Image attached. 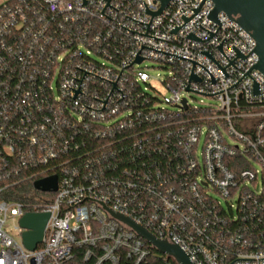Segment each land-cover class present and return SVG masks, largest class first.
<instances>
[{
	"label": "built area",
	"instance_id": "obj_1",
	"mask_svg": "<svg viewBox=\"0 0 264 264\" xmlns=\"http://www.w3.org/2000/svg\"><path fill=\"white\" fill-rule=\"evenodd\" d=\"M161 7L0 4V264H178L111 211L194 264H264L257 42L224 11L213 17V0ZM150 60L167 70L169 95ZM52 175L56 191L12 198ZM28 212L51 214L35 249L23 237Z\"/></svg>",
	"mask_w": 264,
	"mask_h": 264
},
{
	"label": "water",
	"instance_id": "obj_2",
	"mask_svg": "<svg viewBox=\"0 0 264 264\" xmlns=\"http://www.w3.org/2000/svg\"><path fill=\"white\" fill-rule=\"evenodd\" d=\"M215 9L212 16L224 11L231 18L235 19L246 31L256 40V52L259 55V62L256 67L264 73V0H213ZM170 0H162L160 12L169 4ZM142 61V59H138ZM34 186L42 191H56L58 189V178L56 175L36 180ZM112 214L129 224L140 235H142L160 253L173 257L178 264H194L186 252L177 244L166 239L157 238L152 232L132 218L123 214L113 212ZM50 212L26 213L22 219V226L28 228L24 232V242L30 249H35L37 244L42 242L46 224L50 218Z\"/></svg>",
	"mask_w": 264,
	"mask_h": 264
},
{
	"label": "trees",
	"instance_id": "obj_3",
	"mask_svg": "<svg viewBox=\"0 0 264 264\" xmlns=\"http://www.w3.org/2000/svg\"><path fill=\"white\" fill-rule=\"evenodd\" d=\"M10 190L14 193L13 199L24 202L32 200L35 195L39 194L33 180L23 181ZM148 264H165V258L161 255H153L149 258Z\"/></svg>",
	"mask_w": 264,
	"mask_h": 264
},
{
	"label": "rangeland",
	"instance_id": "obj_4",
	"mask_svg": "<svg viewBox=\"0 0 264 264\" xmlns=\"http://www.w3.org/2000/svg\"><path fill=\"white\" fill-rule=\"evenodd\" d=\"M6 0H0V4L5 2ZM143 66H149L150 68H147V71L149 72V74L152 76V81L153 83L158 86L159 88L162 89V91L169 95V92L164 90L160 84V79L162 77H164L167 74V70L160 67L159 64L155 61H146L143 63ZM225 205L226 202H225ZM6 229L11 233V234H15V230H14V223L12 221H9L7 223Z\"/></svg>",
	"mask_w": 264,
	"mask_h": 264
}]
</instances>
